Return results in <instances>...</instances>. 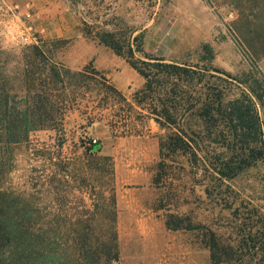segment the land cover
Listing matches in <instances>:
<instances>
[{
  "label": "trees",
  "instance_id": "trees-1",
  "mask_svg": "<svg viewBox=\"0 0 264 264\" xmlns=\"http://www.w3.org/2000/svg\"><path fill=\"white\" fill-rule=\"evenodd\" d=\"M67 1L74 10L88 7L87 17L103 8L109 12L111 6L107 0ZM235 1V38L252 62H259L264 59V0L250 7L245 0ZM82 26L86 38L123 58L144 85L127 98L96 68L70 69L55 61L47 47L59 41L26 47L16 72H8V61L0 57V264L120 263L114 159L102 147L93 152L99 142L83 145L82 152L71 156L64 152L65 118L81 102L102 110L120 105L121 113L106 118L113 138L141 136L151 121L164 132L153 184L161 191L155 209L166 211L168 230L196 234L209 250L211 264L240 262L245 249L264 263V221H256L260 228L254 238L235 248L212 220L194 216L196 209L233 206L237 193L232 182L264 164L259 112L264 73L255 70L242 80L211 66L169 62L146 51L144 33L99 28L96 20L90 24L83 19ZM40 131L57 133L54 144L37 149L51 174L42 170L36 194L4 189L12 148L29 143ZM178 180L192 187L187 191L202 189L198 199L204 207L193 210L185 201L180 206L189 210L182 211L176 203L185 190L172 188ZM46 191L54 196L53 204L42 202Z\"/></svg>",
  "mask_w": 264,
  "mask_h": 264
},
{
  "label": "rangeland",
  "instance_id": "rangeland-1",
  "mask_svg": "<svg viewBox=\"0 0 264 264\" xmlns=\"http://www.w3.org/2000/svg\"><path fill=\"white\" fill-rule=\"evenodd\" d=\"M245 1L249 7L257 2ZM107 3L111 4L109 12L103 8L97 15L87 17L88 7L74 10L67 0H0V57L8 61L7 71L21 68L26 47L59 41L47 45L55 61L75 71L86 67L101 71L97 68L98 60L103 67L121 71L124 82L129 83L124 95L131 98L143 87L144 79L111 49L84 36L85 19L90 24L96 20L99 28L131 31L134 36L144 33L146 51L169 62L211 66L242 80L255 70L264 73V59L253 63L235 38L234 28L239 20L235 0H107ZM140 84L143 85L137 89ZM88 106L81 102L67 114L64 152L66 156L80 153L83 145H88L83 137L94 138L102 145V152L114 159L119 264H211L210 252L196 234L168 230L166 211L155 209L161 191L153 184V177L159 161V135L164 132L151 121L141 129V136L113 138L106 118L121 113L120 105H109L103 110ZM259 112L264 128L263 106ZM101 114L104 120L100 119ZM56 139L55 131H40L32 134L29 143L14 146L10 156L12 168L2 184L4 189L36 194L42 170L51 174L43 167L37 149L43 143L54 144ZM232 186L237 193L235 204L230 208L208 207L211 211L196 209L201 206L200 187H195V192L187 191L185 187H192L178 180L172 188L185 190L176 204L189 201L191 208L196 209L197 221L212 220L217 232L238 248L259 232L256 221H264V164L241 174ZM53 198L47 191L41 196L47 205L53 204ZM180 207L184 212L188 209ZM251 252L245 249L241 261L233 264H264Z\"/></svg>",
  "mask_w": 264,
  "mask_h": 264
},
{
  "label": "crops",
  "instance_id": "crops-1",
  "mask_svg": "<svg viewBox=\"0 0 264 264\" xmlns=\"http://www.w3.org/2000/svg\"><path fill=\"white\" fill-rule=\"evenodd\" d=\"M97 61L98 60H96V63H98L97 64V68L100 69L103 73H105V75H107V78L110 79V81L113 83V85L115 87H117L120 91L125 93V91L129 88L127 86L129 83L128 82H124V81H126V80L123 79L124 73H122L121 71H113V70L110 69V67L109 68L108 67H103ZM142 85L140 84L137 87V89L140 88Z\"/></svg>",
  "mask_w": 264,
  "mask_h": 264
},
{
  "label": "built area",
  "instance_id": "built-area-1",
  "mask_svg": "<svg viewBox=\"0 0 264 264\" xmlns=\"http://www.w3.org/2000/svg\"><path fill=\"white\" fill-rule=\"evenodd\" d=\"M83 139L87 141V144H88V145H90L91 143H92V144H96V143L98 142V140H96V139H94V138H92V139L89 140V139L83 137Z\"/></svg>",
  "mask_w": 264,
  "mask_h": 264
},
{
  "label": "water",
  "instance_id": "water-1",
  "mask_svg": "<svg viewBox=\"0 0 264 264\" xmlns=\"http://www.w3.org/2000/svg\"><path fill=\"white\" fill-rule=\"evenodd\" d=\"M102 145L101 144H97L94 146L93 148V152H98L101 149Z\"/></svg>",
  "mask_w": 264,
  "mask_h": 264
}]
</instances>
